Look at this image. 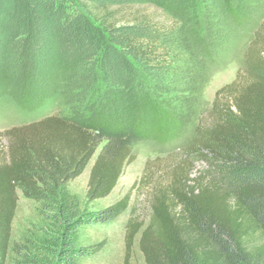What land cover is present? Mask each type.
I'll list each match as a JSON object with an SVG mask.
<instances>
[{
  "label": "trees",
  "instance_id": "1",
  "mask_svg": "<svg viewBox=\"0 0 264 264\" xmlns=\"http://www.w3.org/2000/svg\"><path fill=\"white\" fill-rule=\"evenodd\" d=\"M197 1L0 0V62L19 66L30 55L41 71L31 73L23 102L42 106L52 87L65 106L4 133L0 264H8L20 192L64 221L62 246L53 242L58 264L89 263L106 242L85 247L84 229L117 220L129 200L82 211L70 183L94 159L87 202L101 201L134 160L136 144L169 143L191 127L185 159L153 194L151 221L127 225V247L138 237L145 264H264V39L255 35L246 67L204 114L219 28L208 20L202 37ZM55 26L74 55L69 60L50 56ZM191 157L207 165L196 178Z\"/></svg>",
  "mask_w": 264,
  "mask_h": 264
},
{
  "label": "rangeland",
  "instance_id": "2",
  "mask_svg": "<svg viewBox=\"0 0 264 264\" xmlns=\"http://www.w3.org/2000/svg\"><path fill=\"white\" fill-rule=\"evenodd\" d=\"M197 4L202 37L207 41L208 35L205 33L208 20H212L214 26L219 28L214 39L216 55L214 56L217 59V65L214 67L217 66L218 69L202 93V112L206 114L211 111L217 91L232 83L238 72L246 67V53L255 35L259 33L260 39H264V0H219L212 6L199 0ZM230 10L235 13L230 15ZM53 29V36L47 44L53 48L50 53L51 58L71 59L74 55L66 51L68 46L62 38L61 30L57 26ZM27 49L35 52L37 47L30 43ZM40 59L36 62H41ZM12 62L8 59L0 62V158L2 159L9 151L10 141L4 135L8 129L37 122L61 111L65 113L63 94L59 90L54 93L52 87L48 91L51 95L49 101H45L42 106L31 105L30 107H33L31 110L25 105L23 101L27 97H24V90L31 82V73L38 74L41 71L40 69L36 71L38 66L30 55H26L25 58L23 56L19 66L15 64L16 62L14 64ZM46 80L54 84L53 78ZM38 87L41 88L39 83ZM193 136L194 131L191 127L169 143L152 140L136 144L133 148L134 160L126 166L111 195L101 201L89 204L87 202L89 175L94 159L86 171L70 183L69 189L78 197L82 211L96 212L124 198L129 200V208L117 220L93 223L84 229L82 240L85 247L93 242H106L102 253L87 264H145L138 237L130 248L127 247V225L133 220L143 224L151 221L153 194L158 188L170 183L172 173L185 159L186 148ZM186 163L192 167L191 178L198 177L207 169L206 163L198 157H191ZM63 226L64 221L54 211L43 208L20 192L8 264H58L60 253L53 247V242L62 246Z\"/></svg>",
  "mask_w": 264,
  "mask_h": 264
}]
</instances>
